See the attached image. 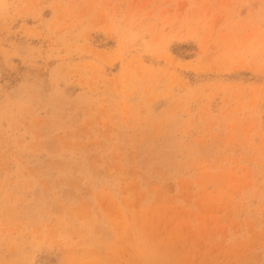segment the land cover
Masks as SVG:
<instances>
[{"label":"rangeland","instance_id":"1","mask_svg":"<svg viewBox=\"0 0 264 264\" xmlns=\"http://www.w3.org/2000/svg\"><path fill=\"white\" fill-rule=\"evenodd\" d=\"M0 264H264V0H0Z\"/></svg>","mask_w":264,"mask_h":264}]
</instances>
